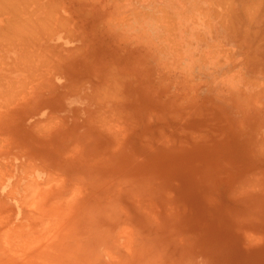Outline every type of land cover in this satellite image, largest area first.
Instances as JSON below:
<instances>
[{"label": "rangeland", "instance_id": "rangeland-1", "mask_svg": "<svg viewBox=\"0 0 264 264\" xmlns=\"http://www.w3.org/2000/svg\"><path fill=\"white\" fill-rule=\"evenodd\" d=\"M116 261L264 264V0H0V264Z\"/></svg>", "mask_w": 264, "mask_h": 264}, {"label": "bare ground", "instance_id": "bare-ground-1", "mask_svg": "<svg viewBox=\"0 0 264 264\" xmlns=\"http://www.w3.org/2000/svg\"><path fill=\"white\" fill-rule=\"evenodd\" d=\"M45 193H46V191H45ZM38 197H41V196L39 195ZM69 199H70V198H69ZM71 199H72V198H71ZM34 200H35V199H34ZM66 200H67V199H66ZM35 201H36L35 203L39 206V203H38L39 201H38V199L35 200ZM72 202H73V205L75 204V206H78V204L76 203V201H75L74 199H72ZM35 203H34L33 206H35V208H37L38 206H37ZM78 207H79V206H78ZM82 207H83L82 204H80V208H82ZM35 208H34V209H35ZM34 216H35V215H34ZM38 217H39V216H38ZM39 218H40V217H39ZM79 218H80L79 220H76L77 218H75V221H77V222L82 221L83 218H81V217H79ZM50 222H51V221H50ZM53 227H54V226H53ZM110 228H111V227H110V223H109V224L107 225V228H106L107 233H109ZM53 229H54V228H53ZM119 232H120V233H126V232H128V228H127V229L124 228V231H122V230L120 231V230H119ZM61 236H64V235L62 234ZM83 236H85V237H81L80 240L83 241V242H86V241H87V243H88V240H89L88 236H87V235H83ZM116 237H117L116 235H115V236H112L111 241H112V242L115 241V243L117 244V242H118L120 239H118V241L116 242L117 239H116V240L114 239V238H116ZM65 239H66V238H63L62 240H65ZM98 239H99V236H98ZM107 240H108V239H105L102 243H101L100 239L98 240V243H101V246H102V244L104 243V250L107 249V245L110 244V242H111L110 240H108V241H107ZM113 240H114V241H113ZM120 242H121V241H120ZM120 242H119V243H120ZM67 243H68V242L66 241L65 243H61V244H67ZM87 243H86L85 245H87ZM106 243H108V244H106ZM85 245H84V246H85ZM110 245L112 246V244H110ZM54 247H55V246H54ZM55 248H56V247H55ZM45 249H49V248H45ZM114 264H118L117 261H116ZM121 264H122V263H121Z\"/></svg>", "mask_w": 264, "mask_h": 264}]
</instances>
